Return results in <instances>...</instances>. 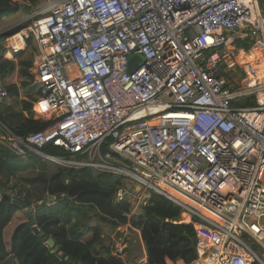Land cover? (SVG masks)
Returning a JSON list of instances; mask_svg holds the SVG:
<instances>
[{"label": "built area", "instance_id": "obj_1", "mask_svg": "<svg viewBox=\"0 0 264 264\" xmlns=\"http://www.w3.org/2000/svg\"><path fill=\"white\" fill-rule=\"evenodd\" d=\"M31 44L33 112L54 124L0 146L122 179L128 218L166 198L192 227L190 264H264V0H47L3 40L11 57Z\"/></svg>", "mask_w": 264, "mask_h": 264}, {"label": "trees", "instance_id": "obj_2", "mask_svg": "<svg viewBox=\"0 0 264 264\" xmlns=\"http://www.w3.org/2000/svg\"><path fill=\"white\" fill-rule=\"evenodd\" d=\"M41 1L0 0V21L20 12L21 4L18 2L34 7ZM19 29L0 36V40ZM237 44L245 46L242 42ZM18 65L19 75L24 79L20 86L25 88L32 84V76L28 72L32 63L20 61ZM15 68L13 61L0 57L2 78L12 74ZM30 88L33 98L29 96L28 100H19L18 88L14 84L6 86L8 96L0 104V124L22 139L54 124L52 121L32 119L31 109L37 94L34 85ZM45 151L54 157L67 155L51 146ZM48 168L47 163L36 156L20 159L0 146V175L4 176L0 181V264H15L14 259L17 264H126L124 260L112 256L113 241L105 243L101 227L85 223L89 220L86 208L94 209L99 219L109 225L111 232L125 225L137 230L146 255L143 264H166L167 261L190 264L196 259L192 227L174 224L180 218V209L166 198L151 193L149 204L141 209L138 216L128 219L126 215L130 211V203L115 201L116 191L125 182L112 175L94 173L88 168L58 166L47 184L50 195L54 197L52 205L39 200L40 204L33 206L19 196V191L17 197L14 196L17 188L14 179L18 173ZM24 209L27 210L25 220L15 224L17 214ZM33 227L39 231L38 234Z\"/></svg>", "mask_w": 264, "mask_h": 264}, {"label": "rangeland", "instance_id": "obj_3", "mask_svg": "<svg viewBox=\"0 0 264 264\" xmlns=\"http://www.w3.org/2000/svg\"><path fill=\"white\" fill-rule=\"evenodd\" d=\"M47 0H42L40 3H38L34 7H28L27 3L21 4V10L18 12L19 14L14 17L12 20H15L13 22H10L8 25L11 28H15L14 30L18 28H23L25 26H28L30 24V21L36 16V11L38 8L43 6ZM27 6V7H25ZM35 55V50L30 45V48L26 50V55L24 59H29ZM140 63L139 61H137ZM133 66L138 67V64L136 62ZM14 79H10V82H12ZM7 82V81H6ZM20 81L17 80V83L19 84ZM43 152L47 153L45 149ZM39 159V158H38ZM46 162V161H45ZM49 168L47 170H26L24 172L18 173L17 178L14 179L17 181L15 185L17 186L16 191H14V196L17 197V192L19 191V196H21L22 199L27 200L34 205L40 204V202H37L39 200H43V202H46L51 205L52 195H50L47 184L51 180V178L56 173V166L55 163L52 162H46ZM11 194V193H10ZM13 196V195H12ZM54 198V197H53ZM37 202V203H36ZM34 208V207H31ZM30 212L32 209H29ZM27 210H23L19 214H17L16 219L14 220L15 224H18L19 222H22L25 220V213ZM86 213L89 218V220H86L85 223L89 224L91 227L100 226L102 230V237L106 244L112 243V237L117 233H120L118 230L111 232L109 225L105 222H102L99 219V216L97 212L94 209L86 208ZM139 212H137L138 214ZM135 214V216H138ZM120 231H125L124 227L120 228ZM39 233V231L37 230ZM129 236V243H128V251L126 253V257L124 259V262L126 264H142L141 262L144 259V246L140 243L139 240V232L134 229H128L125 231ZM37 233V234H38ZM121 235V233H120ZM7 236V233H6ZM91 233L86 236V238H90ZM113 244V243H112ZM144 250V251H143ZM15 264H17V260L14 259Z\"/></svg>", "mask_w": 264, "mask_h": 264}, {"label": "crops", "instance_id": "obj_4", "mask_svg": "<svg viewBox=\"0 0 264 264\" xmlns=\"http://www.w3.org/2000/svg\"><path fill=\"white\" fill-rule=\"evenodd\" d=\"M19 3V2H18ZM20 4V3H19ZM27 7V6H26ZM19 13H17L16 15H14V16H11V17H7V18H3V19H1V21H0V36H3V35H5V34H9L10 32H13L14 31V29L15 28H11V27H9V23L10 22H13V21H15V20H12L14 17H16L17 15H18ZM3 40L4 39H2V40H0V57H1V59L2 60H7V61H13L14 63H15V65H16V68H15V71L12 73V74H10V75H6V76H4L3 77V79H4V83H5V86H8V85H10V84H14L17 88H18V96H19V100H28L27 98H29V96L31 97V98H33V92H30L29 93V90H31L32 91V89L30 88L32 85H33V81H32V84H30L29 86H27V87H25V88H21V86H20V84H21V82L24 80L20 75H19V72H18V70H19V62L20 61H31V63H32V65H33V61H34V59H36V55H37V53H36V49H35V47L33 46V48H34V50H35V55L33 56V57H31V58H29V59H24V57H25V55H26V51L25 52H22V53H20L19 55H17V56H14V57H11L9 54H5V51H4V45H3ZM31 68H32V66L28 69V72H29V74H30V76H32L31 75ZM14 79L12 82H10V79ZM17 80L18 81H20L19 82V84L17 83ZM7 81V82H6ZM34 92H35V90H34ZM34 104V103H33ZM33 104H32V109H31V112H32V119H34V120H38L37 118H36V116H35V113L33 112ZM25 116H27L26 115V113H25ZM38 121H40V120H38ZM4 129H6L3 125H1L0 124V136H3L5 133H6V130L7 131H9L8 129H6V130H4ZM10 132V131H9ZM12 133V132H11ZM13 134V133H12ZM3 147V146H2ZM6 149V148H5ZM7 150V149H6ZM55 165H57V164H55ZM56 167H58V165L56 166ZM4 179V176L3 175H0V181H2ZM6 196H7V194H6ZM9 196V195H8ZM10 198H13V196H12V194H11V196H9ZM139 240H140V238H139ZM140 243L142 244V242L140 241ZM143 245V244H142ZM144 251V250H143ZM145 261H146V255H145V251H144V259L142 260V262L143 263H145ZM142 263V264H143ZM166 264H182V262H176V263H170V262H166Z\"/></svg>", "mask_w": 264, "mask_h": 264}, {"label": "water", "instance_id": "obj_5", "mask_svg": "<svg viewBox=\"0 0 264 264\" xmlns=\"http://www.w3.org/2000/svg\"><path fill=\"white\" fill-rule=\"evenodd\" d=\"M137 61H139V62L142 63V58H141V57H138V56H134V57H132V58L130 59V61H129V65H128V71H129L130 73H131V72H134V71L137 70L138 67L136 68V66H133L134 63L137 62ZM139 66H140V64H139ZM33 231L35 232V234L38 233V232H37V229H36L35 227H33Z\"/></svg>", "mask_w": 264, "mask_h": 264}, {"label": "clouds", "instance_id": "obj_6", "mask_svg": "<svg viewBox=\"0 0 264 264\" xmlns=\"http://www.w3.org/2000/svg\"><path fill=\"white\" fill-rule=\"evenodd\" d=\"M129 212H130V211H129ZM128 214H129V213H128ZM137 215H138V214H137ZM134 216H135V215H134ZM126 217H127V215H126ZM131 217H133V216H131ZM131 217H130V218H131ZM127 218H128V217H127ZM128 219H129V218H128ZM126 226H129V225H125V226H123L124 229H125ZM120 228H121V227H120ZM120 228H118V229H120ZM129 228H130L131 230L133 229V228H131V226H129ZM129 228H128V229H129ZM118 229H117V230H118ZM134 230H135V229H134ZM136 231H137V230H136ZM114 236H115V235H114ZM112 241H113V237H112ZM112 245H113V244H112Z\"/></svg>", "mask_w": 264, "mask_h": 264}]
</instances>
